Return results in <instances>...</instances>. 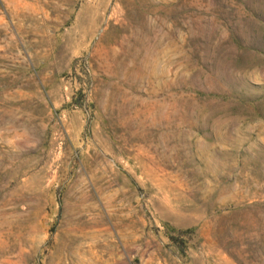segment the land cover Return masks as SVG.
I'll use <instances>...</instances> for the list:
<instances>
[{"label":"rangeland","instance_id":"1","mask_svg":"<svg viewBox=\"0 0 264 264\" xmlns=\"http://www.w3.org/2000/svg\"><path fill=\"white\" fill-rule=\"evenodd\" d=\"M0 264H264V0H0Z\"/></svg>","mask_w":264,"mask_h":264}]
</instances>
